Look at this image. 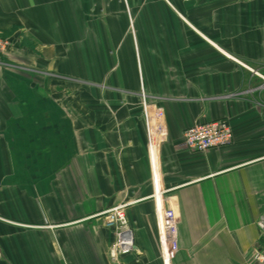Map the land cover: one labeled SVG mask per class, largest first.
Masks as SVG:
<instances>
[{
    "label": "crops",
    "instance_id": "crops-1",
    "mask_svg": "<svg viewBox=\"0 0 264 264\" xmlns=\"http://www.w3.org/2000/svg\"><path fill=\"white\" fill-rule=\"evenodd\" d=\"M0 35V264H164L158 203L170 264H264V0H0ZM220 119L228 146L177 147ZM119 205L136 250L114 262Z\"/></svg>",
    "mask_w": 264,
    "mask_h": 264
},
{
    "label": "built area",
    "instance_id": "built-area-1",
    "mask_svg": "<svg viewBox=\"0 0 264 264\" xmlns=\"http://www.w3.org/2000/svg\"><path fill=\"white\" fill-rule=\"evenodd\" d=\"M11 45L12 42L9 38L0 36V54L6 53ZM142 105L147 126V146L151 161L155 164L157 162L160 139L164 135L163 114L160 111L157 112V124L154 126L155 121L150 114L145 96H143ZM232 141L233 130L229 122L225 119H220L197 124L186 129L183 133V139L177 147L179 149L204 153L213 148L228 146ZM124 209V205H119L101 213L104 217L105 227L114 232V242L110 247V257L114 262L136 250L133 231L129 226ZM156 213L161 254L164 264H170L179 251L176 215L172 209H165L159 203ZM258 225L264 234V218L258 221Z\"/></svg>",
    "mask_w": 264,
    "mask_h": 264
},
{
    "label": "trees",
    "instance_id": "trees-1",
    "mask_svg": "<svg viewBox=\"0 0 264 264\" xmlns=\"http://www.w3.org/2000/svg\"><path fill=\"white\" fill-rule=\"evenodd\" d=\"M0 36L4 37L3 35H0Z\"/></svg>",
    "mask_w": 264,
    "mask_h": 264
}]
</instances>
